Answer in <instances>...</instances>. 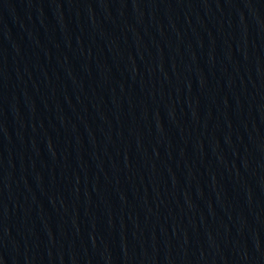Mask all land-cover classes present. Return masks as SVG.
Wrapping results in <instances>:
<instances>
[{
    "label": "water",
    "instance_id": "95a60500",
    "mask_svg": "<svg viewBox=\"0 0 264 264\" xmlns=\"http://www.w3.org/2000/svg\"><path fill=\"white\" fill-rule=\"evenodd\" d=\"M52 264H264V92L170 154Z\"/></svg>",
    "mask_w": 264,
    "mask_h": 264
}]
</instances>
